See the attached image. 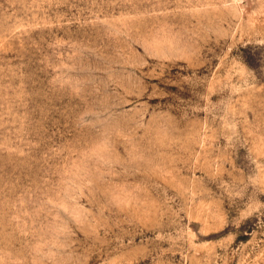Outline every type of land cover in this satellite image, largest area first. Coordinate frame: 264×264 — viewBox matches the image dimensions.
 I'll use <instances>...</instances> for the list:
<instances>
[{
    "label": "rangeland",
    "instance_id": "374dc122",
    "mask_svg": "<svg viewBox=\"0 0 264 264\" xmlns=\"http://www.w3.org/2000/svg\"><path fill=\"white\" fill-rule=\"evenodd\" d=\"M0 264H264V0H0Z\"/></svg>",
    "mask_w": 264,
    "mask_h": 264
}]
</instances>
